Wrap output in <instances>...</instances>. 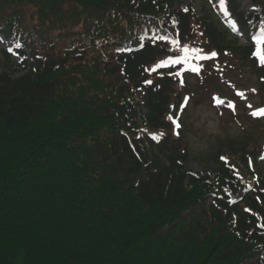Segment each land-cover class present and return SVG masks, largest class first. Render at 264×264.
<instances>
[{"label":"trees","instance_id":"trees-1","mask_svg":"<svg viewBox=\"0 0 264 264\" xmlns=\"http://www.w3.org/2000/svg\"><path fill=\"white\" fill-rule=\"evenodd\" d=\"M227 1L235 32L178 0H0V264H264L260 144L217 143L192 175L167 117L193 85L144 71L200 37L264 86V0Z\"/></svg>","mask_w":264,"mask_h":264},{"label":"rangeland","instance_id":"rangeland-1","mask_svg":"<svg viewBox=\"0 0 264 264\" xmlns=\"http://www.w3.org/2000/svg\"><path fill=\"white\" fill-rule=\"evenodd\" d=\"M178 1L181 6L192 4L199 15L202 14L203 6L212 5L211 0ZM251 7L250 0L241 1V10L249 11ZM240 43L243 44V41ZM194 44L196 48L208 50L200 37ZM6 47H8L6 41L0 36V48ZM197 63L202 66V70L199 75H188L191 76L194 93L190 88L186 96H190L191 99L184 109H187V112L183 111L181 118L185 123L184 140L192 154V160L187 167L197 174H205L215 165L204 158L217 143L228 139H246L251 149L262 142L264 147V119L251 115V111L264 107V86L261 85L255 70L250 68L246 61L243 65L238 64L235 58L229 55L222 56L221 60L218 57L215 61ZM221 85H224L225 93L220 94V97L226 102H234L235 112L227 107V103L217 107L212 99L217 93L215 88ZM253 88L256 89L255 93L251 91ZM237 91L245 92L247 98L237 96ZM248 104L253 105V109H249ZM20 261L21 257L16 262Z\"/></svg>","mask_w":264,"mask_h":264},{"label":"snow or ice","instance_id":"snow-or-ice-1","mask_svg":"<svg viewBox=\"0 0 264 264\" xmlns=\"http://www.w3.org/2000/svg\"><path fill=\"white\" fill-rule=\"evenodd\" d=\"M220 3L224 4L225 0H220ZM183 11L187 13L189 11V8L185 7ZM156 39L161 40V41H166L167 37L162 36V37H157ZM252 39L255 41L257 45L256 52L254 53V55L258 57L260 66L264 67V29H261L259 36H254L252 37ZM172 43H177V42L173 41ZM21 47L22 45L19 43L16 45L17 49H20ZM141 47H143V45H141ZM8 51H12V49L9 48ZM219 55L220 53L217 52L216 50H211V49L205 50L203 48H196V47H191V46L189 47L180 46V47H177V49L175 50L173 54L168 55L167 60L161 59L159 63H156L155 61H153L155 66L145 68L144 71L155 73L159 69H162L164 67H173L176 65H188V70L190 72L196 73L199 75L201 73L202 66L199 64L193 66L194 61L196 60L215 61L219 57ZM224 55H229V53L225 52ZM57 67H59V65H57ZM262 79H264V77H262ZM144 83L151 85L153 81L151 79H146ZM179 84L181 86H184L185 81L183 78L179 80ZM251 91L255 93L256 89L253 88L251 89ZM236 95L239 97H243L245 99L247 98L246 93L243 91H237ZM190 99H191L190 96H182L180 103L171 105V107L176 110L183 111L188 106ZM212 99L214 100L217 107L224 106L225 103H227V107L229 109H231L233 112L236 111V105L234 102L232 101L226 102L224 99H222L218 95L213 96ZM247 107L249 109H253L254 106L251 104H248ZM251 115L257 118H264V107L256 108L254 111H251ZM167 119L171 122L170 127H172L173 135L179 138L181 135L180 130L182 129V120L178 119L174 114L169 115ZM151 135H152L153 140L159 141L160 138L164 136V133H159L158 135L157 134H151ZM260 158L264 159V157H260ZM220 159L222 161L227 162V157L225 156H221ZM196 174L197 173L195 172L192 173V175L194 176ZM246 211H251V210L247 209ZM261 227H264V225H261Z\"/></svg>","mask_w":264,"mask_h":264}]
</instances>
